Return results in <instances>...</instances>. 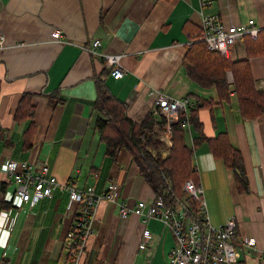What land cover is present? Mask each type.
<instances>
[{
  "label": "crops",
  "instance_id": "0c3cea01",
  "mask_svg": "<svg viewBox=\"0 0 264 264\" xmlns=\"http://www.w3.org/2000/svg\"><path fill=\"white\" fill-rule=\"evenodd\" d=\"M201 9L228 25L253 18L264 28V0H211L205 6L201 0H0V156L34 167L48 161L59 181L74 179L78 187L93 185L99 193L118 182L116 201L104 199L99 206L88 264H169L176 243L160 219L121 215V203L134 207L156 193L127 149L107 155L93 131L98 78L125 101L135 122L152 112L158 91L216 101L199 110L201 130L191 124L197 183L213 223L236 218L239 264H264V113L242 116L235 96L220 101L215 87H204L188 74L184 56L201 29ZM56 28L62 41L52 38ZM248 38L231 47L233 60L247 58ZM94 39L101 40L98 52L123 53L121 78L111 74L102 55L89 51ZM251 65L260 89L264 56L252 57ZM25 92L33 94L37 125L29 149L24 139L29 120L15 119ZM223 132L242 152L249 192L239 190L232 169L203 139ZM169 151L159 149L163 157ZM69 202V192L56 189L51 197L26 204L15 194L13 178L0 170V264H62L79 210ZM146 229L151 231L148 246L155 247L151 257L140 246Z\"/></svg>",
  "mask_w": 264,
  "mask_h": 264
},
{
  "label": "built area",
  "instance_id": "2783aa9c",
  "mask_svg": "<svg viewBox=\"0 0 264 264\" xmlns=\"http://www.w3.org/2000/svg\"><path fill=\"white\" fill-rule=\"evenodd\" d=\"M211 0H201L202 6L208 5ZM202 39L209 48L218 50L223 55L229 56L230 49L245 36L256 39L261 27L256 20L251 18L247 22L230 25L216 13H206L201 9ZM54 40L62 41V31L58 28L52 31ZM0 33V45L3 43ZM192 42V41H191ZM101 46L100 39H94L88 47L96 55H102L107 68L115 78L124 74L122 62L123 53L98 52ZM228 78L233 81L232 73ZM264 82L260 88L264 89ZM157 105L154 115L157 120L154 132L158 140L163 143V148L173 145V123L179 120L180 113H184L182 125L190 127V109L196 105V100L191 96L176 97L162 91L157 92ZM154 153L156 152L153 149ZM0 170L8 173L15 183V194L24 203L35 205L45 197H51L54 190L65 189L69 192V206L74 208L79 204L75 213L74 222L68 232L66 253L62 264H81L85 259L88 242L95 230V220L98 209L104 199L116 201L118 182H110L106 191L99 193L95 186L78 187L71 179L61 182L57 176L51 174L48 161H43L39 167H34L29 161H20L10 157L0 156ZM184 190L198 201L197 213L187 217L172 204H168L162 195H155L150 199H140L134 206L121 203V215L127 217L132 212L142 216L144 221L152 218L160 219L175 235L176 243L170 251L169 264H239L240 253L235 245L237 221L234 216L228 217L225 223L214 226L208 215L207 201L204 188L193 180H186ZM145 241L140 246L147 249V257H151L155 247L148 246L151 231L144 232ZM247 243H253L251 238ZM150 260V258H149Z\"/></svg>",
  "mask_w": 264,
  "mask_h": 264
},
{
  "label": "trees",
  "instance_id": "16d2710c",
  "mask_svg": "<svg viewBox=\"0 0 264 264\" xmlns=\"http://www.w3.org/2000/svg\"><path fill=\"white\" fill-rule=\"evenodd\" d=\"M200 29L189 44L184 56V64L192 79L204 87H215L219 100H230L235 96L237 106L244 117L257 118L264 113V90L256 86V79L251 65V58L264 56V28L256 39L248 38L246 59L233 60L218 50L209 48L202 39ZM232 73L233 81L228 78ZM33 94L25 92L15 112L18 122L29 120L24 130L25 148L32 146L36 131L33 120ZM202 101V102H201ZM200 102V103H199ZM214 99L198 100L190 109V123L197 130L202 129L198 112L201 108L211 107ZM94 126L99 142L105 144V153L116 157L123 148L133 156L144 178L154 189L156 195H162L168 204L175 206L187 217H193L198 210V202L183 188L187 179L198 180V169L194 164V142L192 129L182 125L184 113L173 123V145L169 154L163 157L159 153L163 143L148 134L152 128L153 112L142 122H135L128 115V105L114 94L104 80H97V97L94 102ZM215 157L222 159L232 169L241 192L250 191V183L244 158L240 149L223 132L213 138H206ZM193 143H192V142ZM192 143V144H191ZM153 149L156 151L154 153ZM81 264H88L85 259Z\"/></svg>",
  "mask_w": 264,
  "mask_h": 264
},
{
  "label": "rangeland",
  "instance_id": "374dc122",
  "mask_svg": "<svg viewBox=\"0 0 264 264\" xmlns=\"http://www.w3.org/2000/svg\"><path fill=\"white\" fill-rule=\"evenodd\" d=\"M106 64V63H105ZM107 67V66H106ZM260 89H262V88H260ZM192 97V96H191ZM196 100V99H195ZM196 102H197V100H196ZM154 110H155V107H154V109L152 110V112H153V114H154ZM156 119V115H154L153 116V120H154V122H153V124H152V128L150 129V131H149V133L148 134H150V135H153V137H154V135H155V132H154V124H155V122L157 121V120H155ZM189 130L191 129V123H190V127L188 128ZM156 140H158L156 137H154ZM191 180H193L196 184H197V180H194V179H192V178H190ZM188 180V179H187ZM201 185V184H200ZM194 198V197H193ZM195 199V198H194ZM196 200V199H195ZM197 201V200H196ZM198 202V201H197ZM198 209H199V207H198ZM210 216H209V219H210V221H211V223L214 225V226H218V225H220V224H215V223H213L212 222V218H211V214H209Z\"/></svg>",
  "mask_w": 264,
  "mask_h": 264
}]
</instances>
